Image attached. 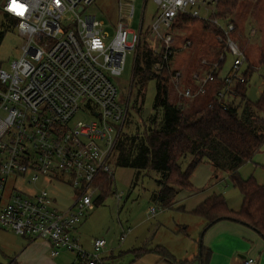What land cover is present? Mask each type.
Wrapping results in <instances>:
<instances>
[{"label": "built area", "instance_id": "built-area-1", "mask_svg": "<svg viewBox=\"0 0 264 264\" xmlns=\"http://www.w3.org/2000/svg\"><path fill=\"white\" fill-rule=\"evenodd\" d=\"M94 1L17 0L23 6L19 15L12 10V0H0V10L17 20L14 28L23 37L11 69L0 68V228L46 240L52 256L65 249L76 252L85 264H112L103 255L106 239L93 238L87 250L77 228L94 194L101 191L102 177L114 178L113 153L130 102L123 99L115 77L124 71L127 55L137 52L148 30L154 52L161 56L154 72L170 73L169 86L179 98L212 93L208 105L227 110L234 104L236 87L246 83V54L232 36L233 22L205 17L220 27L227 38L225 51L233 59L224 73L223 54L208 64L205 74H193L195 84L186 85L183 71L171 65L174 27L184 15L201 17L202 8L209 10V0H154L157 9L149 28L143 30L142 19L138 31L131 27L134 3L127 2V15L120 5V18L112 26L86 13ZM40 180L45 186L36 187ZM59 185L74 191L67 206L59 204L53 192ZM156 211L150 208V213ZM238 264L258 260L248 256Z\"/></svg>", "mask_w": 264, "mask_h": 264}, {"label": "rangeland", "instance_id": "rangeland-1", "mask_svg": "<svg viewBox=\"0 0 264 264\" xmlns=\"http://www.w3.org/2000/svg\"><path fill=\"white\" fill-rule=\"evenodd\" d=\"M127 2H132L135 6L131 27L138 31L143 19V30L149 28L152 16L156 11L154 0H95L85 11L103 19L106 24L115 26L120 18V5L123 14H129L130 10ZM217 2L218 0H209V10L202 8L201 17L187 20L180 18L175 24L173 34L176 41L171 65L173 67L178 65L187 76L204 72L205 69H209L208 64L214 62L213 59H218L224 55L226 62L223 72L225 73L231 65L233 56L229 51H225L227 38L224 37L223 33L221 34L211 29V27H207V23L209 25L210 21L205 17L217 16ZM216 18L223 23H227L232 19L235 25L232 36L246 54L242 71L250 67L249 73L251 74L243 87L248 99L255 102L264 88V64L260 62L261 52L264 48V0H243L231 16L227 18L218 16ZM9 21L0 10V24H8ZM107 29L111 34L113 33L112 27L109 26ZM143 36L144 40L147 39L155 44L148 30ZM187 40L189 41L188 44ZM22 42L23 37L16 29L9 30L6 33L0 46V66L3 69L8 71L11 69L12 61L20 55ZM135 58L136 51H132L127 55L125 69L122 74L115 77V82L123 99L130 101L131 105H136L135 108L130 107V115L124 124L123 132L131 136L138 134L139 140L144 135L145 125H152L150 116L155 114L153 102L156 95V79H151L145 87L139 90V85L132 81ZM169 92L171 101L181 104L183 111L187 114L194 112L203 103L202 99L199 98L179 101L178 92L172 84L169 86ZM239 104L241 111L244 102L241 101V96L238 95L236 90L233 106ZM253 110L255 109L253 108ZM77 118L82 117L78 116ZM160 118L161 114L159 113L158 120ZM116 152L117 147L114 149V156ZM190 160L191 155H187V157L180 160L182 169H186ZM238 173L245 179L253 176L260 184H264V145L251 160L239 168ZM114 178V191L106 195L102 202L98 203L97 201L101 192L94 194V202L88 208L87 217L82 220L79 229L77 228L81 244L85 243L86 247L90 248L93 238H105L107 246L103 255L104 257L107 256L112 264H139L138 261L134 260L136 253L132 243L137 244L142 240H146L145 243L147 244L154 241L162 243L177 242L176 245L182 247V244L187 242L189 237L194 239L196 236L197 245H200L198 240H200L202 232L199 234L196 231V226L202 220L200 217L178 209L179 206L183 205L180 202L174 208H162L152 200V193L159 188L157 182L159 174L157 172L153 170L138 171L133 167L115 166ZM191 179L198 189L205 188L209 193H222L229 207H237L236 210L240 209L242 195L239 188L234 185L230 172L215 169L211 165L202 162L193 172ZM35 185L36 187L45 186L43 180ZM53 192L57 196L59 204H66V206L71 203L74 195V191L68 185H59L53 188ZM117 194L121 196L119 199ZM194 200L196 199H193V197L190 199L189 197L185 198L184 202L187 204V208ZM57 207L60 208L58 204ZM152 207L157 209L155 214L150 213ZM187 225L190 228L186 229ZM194 229L197 234L188 236V232H193ZM123 232H127V234L121 243L120 237ZM9 239L11 240V238ZM62 250L59 255L60 264H85L79 259L76 252ZM111 251H113V254H111ZM4 260V263L7 264L11 259L5 257Z\"/></svg>", "mask_w": 264, "mask_h": 264}, {"label": "trees", "instance_id": "trees-1", "mask_svg": "<svg viewBox=\"0 0 264 264\" xmlns=\"http://www.w3.org/2000/svg\"><path fill=\"white\" fill-rule=\"evenodd\" d=\"M241 1L243 0H218L216 17L231 16ZM6 17L10 21L8 24H0V46L6 33L15 29L17 23L15 18L5 14ZM181 18L187 20L191 17L184 15ZM228 22L233 21L230 19ZM207 27L223 33L212 22H209V25L207 23ZM143 38L136 52L132 81L139 85L141 90L151 79H156V95L153 102L155 114L150 116L152 125H145L144 135L139 140L138 134L131 136L122 131L116 146L115 166L157 172L159 188L152 193L151 198L162 208H174L177 187L194 190L191 175L199 164L207 160L217 169L230 172L234 185L242 194V205L239 210H234L229 207L222 193L214 192L190 212L203 217L206 220V228L218 220L227 218L254 228L264 237V184H260L253 176L245 179L238 173L239 168L251 160L264 145V88L258 100L253 102L247 97L243 87L245 83L239 84L236 90L244 102L241 111L240 104L225 110L218 105L210 107L209 100L203 102L194 112L187 114L181 104H176L170 99V73L165 69L159 74L154 72L153 67L161 56L154 52L152 43ZM215 60L217 59H213ZM260 62L264 64V48ZM249 68L244 72L246 82L251 75ZM130 107L135 108L136 105L129 102L127 119ZM159 113L161 118L158 120ZM187 155H191V160L186 169H182L180 160ZM114 185L115 178L102 177L98 203L102 202L106 195L113 193ZM178 209L184 211L185 207L182 205ZM156 249L163 257H172L163 246H157ZM136 251L139 254L145 251V248ZM4 262L5 260L0 258V264H6ZM7 264L18 263L10 260ZM203 264H206L205 260Z\"/></svg>", "mask_w": 264, "mask_h": 264}, {"label": "crops", "instance_id": "crops-1", "mask_svg": "<svg viewBox=\"0 0 264 264\" xmlns=\"http://www.w3.org/2000/svg\"><path fill=\"white\" fill-rule=\"evenodd\" d=\"M154 15L155 13L153 16ZM175 68L181 69L178 65L175 66ZM207 70L208 69H205L204 72L200 73L205 74ZM183 73L184 84H195L193 75L187 76L184 71ZM211 98L212 93H209L199 99H202L203 102H207ZM203 163L209 164L217 169L207 160L203 161ZM190 180L195 187L193 180L191 178ZM177 189L178 194L175 205L179 204V202L180 204H183L185 212H190L208 195L214 193H209L205 188L202 190L198 189L197 186L194 190H182L180 187H177ZM187 197H189V199L192 197L193 199H196L189 205V208H187V204L184 202ZM236 208L237 207H232V209L235 210ZM200 218L202 220L199 221L198 226L195 225L197 227L195 228L199 234L202 232L200 240H198V242L201 243V246L197 245V240L195 239V234H197V232H195L194 229L193 232H188V236L191 234L195 236L194 239L189 237V240L183 243L182 247L177 246V242L162 243L160 241H154L147 244L145 243L146 240H142L137 244L132 243L133 249L136 253L134 260L138 261L139 264H203L204 260L206 264H238L244 258L254 256L258 260V264H264V237L257 230L244 223L227 218L218 220L206 228V220L203 217ZM188 227L190 228V226L187 225L186 229H188ZM9 238H11V240ZM83 245L88 250H91L92 240L90 248L86 247L85 243H83ZM157 246H163L166 248L172 254V257L170 259L163 257L156 249ZM140 248H145V251L138 254V251L136 250ZM60 253L57 256H52L51 245L46 240H31L27 237L20 236L13 231L0 228V258L2 260L7 257L18 264H60ZM111 254H113V251H111ZM106 258L108 259L107 256Z\"/></svg>", "mask_w": 264, "mask_h": 264}, {"label": "snow or ice", "instance_id": "snow-or-ice-1", "mask_svg": "<svg viewBox=\"0 0 264 264\" xmlns=\"http://www.w3.org/2000/svg\"><path fill=\"white\" fill-rule=\"evenodd\" d=\"M12 10L19 15H23V6L17 3V0H12Z\"/></svg>", "mask_w": 264, "mask_h": 264}, {"label": "water", "instance_id": "water-1", "mask_svg": "<svg viewBox=\"0 0 264 264\" xmlns=\"http://www.w3.org/2000/svg\"><path fill=\"white\" fill-rule=\"evenodd\" d=\"M200 246H201V243H200Z\"/></svg>", "mask_w": 264, "mask_h": 264}]
</instances>
